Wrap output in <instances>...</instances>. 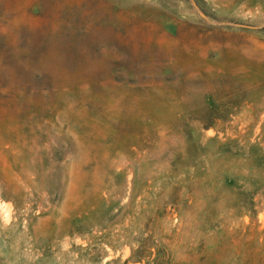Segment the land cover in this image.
I'll use <instances>...</instances> for the list:
<instances>
[{"label": "rangeland", "instance_id": "obj_1", "mask_svg": "<svg viewBox=\"0 0 264 264\" xmlns=\"http://www.w3.org/2000/svg\"><path fill=\"white\" fill-rule=\"evenodd\" d=\"M0 264H264V0H0Z\"/></svg>", "mask_w": 264, "mask_h": 264}, {"label": "trees", "instance_id": "obj_2", "mask_svg": "<svg viewBox=\"0 0 264 264\" xmlns=\"http://www.w3.org/2000/svg\"><path fill=\"white\" fill-rule=\"evenodd\" d=\"M228 186L231 187V188H237L238 193H245V192H248L247 189H246V187H242L241 185H238L237 183H235V181L229 183ZM255 186H256V184H255ZM259 187H260V186L257 185L256 188H259ZM248 193H250V192H248ZM249 200H250V201H248V206H247V205H244V206H245L244 209L246 208L245 210H247V211L245 212V214H249L248 211L250 212V210H252L253 207L255 208V205H254V203H253V201H252V200H253V197L250 196V199H249Z\"/></svg>", "mask_w": 264, "mask_h": 264}]
</instances>
